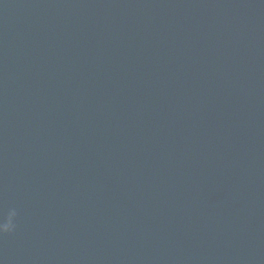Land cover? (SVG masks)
<instances>
[{"label": "water", "instance_id": "95a60500", "mask_svg": "<svg viewBox=\"0 0 264 264\" xmlns=\"http://www.w3.org/2000/svg\"><path fill=\"white\" fill-rule=\"evenodd\" d=\"M0 264H264V0H0Z\"/></svg>", "mask_w": 264, "mask_h": 264}, {"label": "clouds", "instance_id": "9594fccd", "mask_svg": "<svg viewBox=\"0 0 264 264\" xmlns=\"http://www.w3.org/2000/svg\"><path fill=\"white\" fill-rule=\"evenodd\" d=\"M15 214H16L15 211H13V212L11 213V216L14 217ZM12 227H13V226H12L11 218H10V219H9V223L3 225V231H5V232L10 231V230L12 229Z\"/></svg>", "mask_w": 264, "mask_h": 264}]
</instances>
